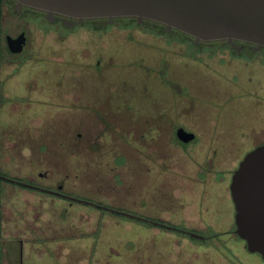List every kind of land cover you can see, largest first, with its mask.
<instances>
[{"label":"rangeland","instance_id":"rangeland-1","mask_svg":"<svg viewBox=\"0 0 264 264\" xmlns=\"http://www.w3.org/2000/svg\"><path fill=\"white\" fill-rule=\"evenodd\" d=\"M113 23L95 26L86 21L83 26L68 29L40 21L46 32L54 29L67 34L62 41L54 34L35 38L31 57L27 56L25 65L17 70L21 77L13 78L11 83L7 81L3 86L1 165H7L12 173L17 174L20 167L25 170L32 162V156L38 158L40 143L36 142L31 149L23 140L27 135L24 131L8 127L32 115L29 122L33 126L32 138H40L39 126H44L49 135L44 137L43 144L50 154L42 146V160L52 163L59 173L70 174L69 192L142 216L147 215L148 189L152 190L155 201L161 203L166 197L178 200V196H185L183 215L173 218L175 223L206 234L208 225L215 232L224 230V224H217L210 218L206 219L207 223L200 219L197 199L202 187L196 181L199 182L203 176L205 159L199 156L197 145L182 151L171 144L165 159L167 171L155 174L160 182L150 188L148 179L152 175L141 168L142 158L136 159L132 154L133 131L123 133L121 139L113 133L110 138L109 135L100 138L102 123L90 112L86 120L89 123L83 126L84 137L73 146L71 140L56 139L54 126L46 127L44 120L49 119L57 125L59 132L71 133L76 122L83 119L78 116L79 111L71 110L73 102L81 106L87 103L91 110H105L107 119L122 123V131L135 129L132 125H137V121L162 119L164 108L169 110L171 124L181 122L199 134L214 114L220 113L224 120L238 117L237 113L243 108L241 102L228 106L229 96L233 93L236 96L237 91L230 89L225 92L230 94L224 95L215 83L221 79L208 78L212 72L202 62L215 60H207L212 56L205 52L208 49H196L188 41H182L179 34L131 25L121 18ZM229 54L234 57L235 64L243 66L245 54ZM183 55L188 56L190 62L183 64L180 58ZM88 62L91 68H88ZM96 64H101L99 69H95ZM163 69L166 70L167 83L155 73ZM9 70L14 69L10 67ZM180 89L184 94L183 108L177 105ZM64 104L69 109H65ZM51 115L54 117H49ZM145 129H137L139 139L142 134H149ZM95 144L96 148L93 147ZM154 158L156 163L163 162L157 155ZM239 161L225 159L219 166L231 170ZM73 165L80 168L71 170ZM13 189L19 191L20 188L13 186ZM23 193L30 202L39 204L45 201L50 207L51 198L31 191ZM143 200L145 206L141 207ZM29 209L34 212L35 207L30 206ZM79 209L76 206L71 213L80 217L74 219L73 236L81 237L85 231L90 238L59 242L58 248H66L57 252L61 264H264L259 254L242 249L240 241L238 245L227 243L230 248L227 252L215 240L193 242L144 223ZM219 239L234 241L224 237Z\"/></svg>","mask_w":264,"mask_h":264},{"label":"flooded vegetation","instance_id":"flooded-vegetation-1","mask_svg":"<svg viewBox=\"0 0 264 264\" xmlns=\"http://www.w3.org/2000/svg\"><path fill=\"white\" fill-rule=\"evenodd\" d=\"M42 20L53 26L61 25L68 29L83 26L86 21H89L85 20L82 23H77L75 20L59 14L54 15L52 20H50L46 17V13L26 5H20L17 0H0V107L2 105L1 100H3V86L7 84V81L11 83L13 78L21 77L19 75L21 72L18 73L17 70L25 65L27 56L31 57L35 38L54 34L56 39L62 41L67 34L54 29L46 32L40 26V21ZM65 20H68L70 25L66 24ZM123 20H128L131 25L147 26L151 30L157 28L168 34H182V32L177 30L166 32L164 25L155 22L145 21L144 23H138L133 18ZM113 22L107 23L104 19H99L93 20L91 23L95 26H108L114 25ZM130 23L125 25H130ZM182 41H188L196 49H208L205 52L212 54V56L208 57L209 59H206H215L214 62L206 61L202 62V64H205L210 73L212 72L211 76L208 77L210 80L215 77L221 79V82H215L218 84L219 92L229 95L230 93L227 94L225 92L230 89L237 91V97L234 96L233 92L229 96L228 106L232 103L241 102L240 104L243 108L237 113L238 117L224 120L220 113L214 114L208 124L204 125L201 130L202 133L199 134L181 122L171 124L172 120L168 113L169 110L166 111L167 108H164L165 111L161 114L162 119L152 118L142 121V123L137 121L135 122L137 125H132L135 129L122 131V123L117 120L107 119L105 110L104 112L102 109L97 108L91 110V106L87 103L81 106L78 102H73L74 105H72L71 110L79 111L78 116L83 117V121L76 122L74 128L76 127L77 129L75 128L74 130L72 128L71 133L65 130L59 132L57 125L52 120L44 121L45 123L47 122L46 127H55L54 133L57 140H71L73 146L78 145L84 137L83 126L88 125L89 120L88 122L86 120L90 117V112H93L94 116L102 123L103 128L98 134L100 138L108 135L110 138V134L113 133L117 139H121L123 133H131L133 131L132 141L134 144L131 146L132 154L136 159L142 158L141 168L149 176L152 175V178L148 179L150 188L158 186L160 182L159 176L155 174L161 175L167 171L165 159L170 152L171 144L182 151L187 150L192 145H197L199 156L205 159V163L202 165L203 176L199 182L195 180L197 185L202 187H200L201 194L197 199L200 219L207 223L206 219L210 218L217 224H224V230L215 232L208 225L206 234L194 228H187L183 224L182 226L175 223L173 218L183 215L185 196H178V200H176V197L173 199L166 197L162 199L161 203L155 201L156 199L151 194L152 190L148 189L147 215L142 216L113 208L90 198H84L74 192H69L67 184L71 177L70 174L59 173L52 163L42 160L44 156H41L40 148L45 146L47 149V146L43 144V139L44 137H49V135L43 129L44 126H39L40 138L33 137V139V126L29 123L32 115L30 117L28 115L26 117L29 120L26 118L24 121H18L19 123L17 124H9L8 127L10 130L18 129L20 132L24 131L27 135L23 140L31 149H34L36 142L40 143L38 158L36 159L35 156H32L33 160L26 166L25 170H21V167L19 168L18 173L24 176L12 173L7 165H1L0 160V264H61V261L57 258V252L66 248H58L57 244L59 242L65 241L68 243L74 238L85 240L90 238L89 233L85 231L81 233V237L73 236L74 219L78 220L79 216H74L71 213L76 206L78 209L79 207L81 209L86 208L99 213H108L111 216L123 217L133 222L144 223L149 227L159 228L164 232H172L178 236L189 238L193 242L201 243L215 240L227 252L230 249L227 243L238 245L237 243L240 241L242 249L248 251L246 241L236 233V209L230 186L240 162L247 154L264 145V48L256 49L255 45L236 41L239 49H235L222 40L200 41L195 45L193 38L187 35L183 37ZM232 52L246 55L243 66L235 64L234 57L229 54ZM196 57L199 56L196 55ZM180 58L183 64L190 62L188 56L183 55ZM100 65L96 64L95 69H99ZM87 66L91 68V63L88 62ZM10 67H13L14 70H9ZM6 68H8V71L5 70ZM155 73H158L162 81L167 83L165 78L166 70L155 71ZM258 73L259 75H257ZM241 75L244 77L241 78ZM178 92L180 96L177 105L179 108H183V90L180 89ZM62 106L65 108L66 105ZM49 117L53 118L54 116L51 115ZM139 127L146 128L144 131L149 134H142V138L139 139L137 132ZM179 129L192 133L194 138L183 143L177 136ZM43 132L44 135L42 134ZM68 133L70 135L67 136ZM93 147L96 148L97 145L95 144ZM46 152L50 154L48 149ZM155 155L162 158L163 162L156 163ZM70 159L73 160V157H70ZM225 159H239L240 161L234 169L225 170L219 166ZM34 168H37V170ZM79 168L80 166H71V170H78ZM72 178L75 177L72 176ZM34 179L37 180L34 181ZM13 186H18L20 188L19 191L13 189ZM24 191H31L51 198L50 207H47V204L44 203L45 201L39 204L30 202V200L25 198ZM30 206L35 207L34 212L29 209ZM140 206H145L144 200L141 201ZM116 211H122L134 217L118 214ZM165 214H167L168 218H166L167 216L165 217ZM192 233L198 234L202 238L197 239L191 235ZM222 237L234 241L220 240L219 238ZM259 256L261 257L260 254ZM261 259L263 258L261 257Z\"/></svg>","mask_w":264,"mask_h":264},{"label":"water","instance_id":"water-1","mask_svg":"<svg viewBox=\"0 0 264 264\" xmlns=\"http://www.w3.org/2000/svg\"><path fill=\"white\" fill-rule=\"evenodd\" d=\"M20 5L46 13L50 20L63 15L82 23L104 19L133 18L162 24L166 32L180 31L200 41H226L235 49L238 42L264 48V0H17ZM69 24L68 20H65ZM70 25V24H69ZM186 143L192 133L179 129ZM235 204L236 233L246 241L249 252L264 259V145L246 155L231 182ZM118 214L134 217L122 211ZM193 237L202 236L192 233Z\"/></svg>","mask_w":264,"mask_h":264},{"label":"trees","instance_id":"trees-1","mask_svg":"<svg viewBox=\"0 0 264 264\" xmlns=\"http://www.w3.org/2000/svg\"><path fill=\"white\" fill-rule=\"evenodd\" d=\"M121 19H129V18H121ZM90 22H92L93 20H89ZM181 36H182V38L184 37V36H186V34H184V33H182V34H180Z\"/></svg>","mask_w":264,"mask_h":264}]
</instances>
